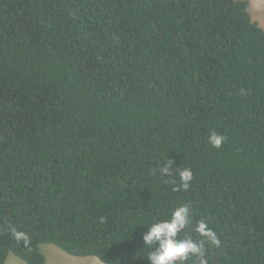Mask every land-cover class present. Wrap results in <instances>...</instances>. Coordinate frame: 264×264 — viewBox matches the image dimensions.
Wrapping results in <instances>:
<instances>
[{
	"label": "trees",
	"instance_id": "obj_1",
	"mask_svg": "<svg viewBox=\"0 0 264 264\" xmlns=\"http://www.w3.org/2000/svg\"><path fill=\"white\" fill-rule=\"evenodd\" d=\"M248 6L0 0V264H46L42 244L147 264L144 231L179 208L207 264H264V29Z\"/></svg>",
	"mask_w": 264,
	"mask_h": 264
},
{
	"label": "clouds",
	"instance_id": "obj_2",
	"mask_svg": "<svg viewBox=\"0 0 264 264\" xmlns=\"http://www.w3.org/2000/svg\"><path fill=\"white\" fill-rule=\"evenodd\" d=\"M222 142L223 138L220 136L213 135L211 137V143L215 147H220ZM182 177L185 182L191 179L187 172H184ZM187 222L186 208L172 211L170 218L154 222L146 228L142 235L143 245L136 252L141 249H151L146 258L147 264H188L190 258L194 256L201 257L200 264H207L203 258V247L192 239L181 237ZM197 231L210 243H218L215 234L205 224H199ZM18 238L23 239V236L18 234ZM115 260H119L120 264H125V258L122 255H119Z\"/></svg>",
	"mask_w": 264,
	"mask_h": 264
},
{
	"label": "rangeland",
	"instance_id": "obj_3",
	"mask_svg": "<svg viewBox=\"0 0 264 264\" xmlns=\"http://www.w3.org/2000/svg\"><path fill=\"white\" fill-rule=\"evenodd\" d=\"M252 19L264 29V0H245ZM41 252L46 258V264H105L93 256H72L53 244H42ZM6 264H26L24 260L10 253Z\"/></svg>",
	"mask_w": 264,
	"mask_h": 264
}]
</instances>
